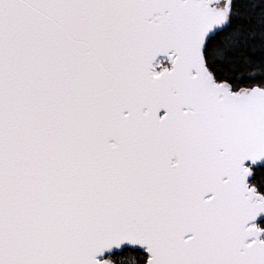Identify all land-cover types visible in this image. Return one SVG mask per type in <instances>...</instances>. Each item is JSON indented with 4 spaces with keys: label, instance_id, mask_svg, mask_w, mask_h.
<instances>
[{
    "label": "snow or ice",
    "instance_id": "snow-or-ice-1",
    "mask_svg": "<svg viewBox=\"0 0 264 264\" xmlns=\"http://www.w3.org/2000/svg\"><path fill=\"white\" fill-rule=\"evenodd\" d=\"M0 264H264V0H0Z\"/></svg>",
    "mask_w": 264,
    "mask_h": 264
}]
</instances>
